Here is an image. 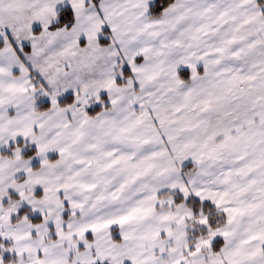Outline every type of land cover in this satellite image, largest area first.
Masks as SVG:
<instances>
[{
  "label": "snow or ice",
  "instance_id": "obj_1",
  "mask_svg": "<svg viewBox=\"0 0 264 264\" xmlns=\"http://www.w3.org/2000/svg\"><path fill=\"white\" fill-rule=\"evenodd\" d=\"M0 264H264V0H0Z\"/></svg>",
  "mask_w": 264,
  "mask_h": 264
}]
</instances>
